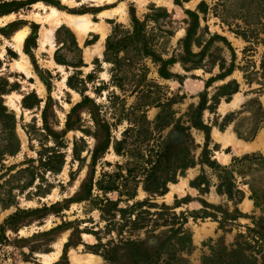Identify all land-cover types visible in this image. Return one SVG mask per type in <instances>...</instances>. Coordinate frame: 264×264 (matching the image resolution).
I'll return each mask as SVG.
<instances>
[{
  "label": "rangeland",
  "instance_id": "rangeland-1",
  "mask_svg": "<svg viewBox=\"0 0 264 264\" xmlns=\"http://www.w3.org/2000/svg\"><path fill=\"white\" fill-rule=\"evenodd\" d=\"M6 1L17 5L0 16V92L18 150L8 154L0 127V264H172L158 249L174 217L191 235L183 264H264V89L243 72L260 74L264 0ZM61 28L80 52L57 43ZM246 155L257 160L232 162ZM197 177L206 185L191 187ZM110 182L117 191L99 190ZM137 203L144 226L120 232Z\"/></svg>",
  "mask_w": 264,
  "mask_h": 264
},
{
  "label": "trees",
  "instance_id": "trees-1",
  "mask_svg": "<svg viewBox=\"0 0 264 264\" xmlns=\"http://www.w3.org/2000/svg\"><path fill=\"white\" fill-rule=\"evenodd\" d=\"M34 0H27L26 3L22 4V5H29V3H31ZM17 5V2L15 1H6V0H0V16L3 15H7L10 14L11 12L15 11L16 9H12L14 8V6ZM205 5L203 4V9L202 12H205ZM191 20L194 21V19H196V14L189 12L188 13ZM64 33L66 37H68L69 39H71L72 43L71 44H66L65 42H60L59 41V35ZM191 30H189L188 32V36H187V40L189 41L191 38ZM238 36H240L242 39L247 40V32L246 31H240L236 33ZM56 38H57V43L58 44H62V46L64 48H71V49H75L76 51L80 52V49L78 48V46L76 45L74 39H73V35L70 33L69 30L65 29V28H61L58 29L56 31ZM261 41L262 46L264 47V40H259V42ZM108 51H110V48H107ZM57 63H60V61L58 59H55ZM81 63V61L75 63H69L70 65H72V67H78L77 65H79ZM1 65V64H0ZM259 70H260V74L258 71H256L255 66L252 68V71H248V70H243L244 72V79L245 81H247V83L250 85L252 84V82H254L256 79L254 78L255 76L260 75V80H262L263 83H259L261 88L264 89V55L262 56V59L260 61L259 64ZM231 72V69H228L226 71L225 74L221 75L220 78H225L226 76H228ZM71 80H68V84L70 85ZM232 83L235 85V87H237V84L235 83V81H232ZM236 91V89H234V92ZM2 92V90H1ZM0 92V127H1V134L3 136V140L6 143V150H8V154L12 155L14 153L17 152L18 150V141L15 135V117L13 115V113L11 111H9L7 109L6 106H4L2 100H1V95L2 93ZM164 112V110H163ZM161 112V114L157 117V121L160 123L164 120V113ZM201 126V125H200ZM238 134V137L243 139L242 137H240V134ZM54 136V135H53ZM55 138H57L56 136H54ZM253 136L250 138L252 139ZM246 140L247 139H243ZM249 140V139H248ZM63 143L60 141L56 142V147H61L60 145H62ZM122 144V143H121ZM121 144H119L121 146ZM74 149L73 152H76V145H74ZM118 152V150H116ZM61 153L59 154H55V156H45L43 158V165L45 168L49 169V170H53L54 166L56 164L55 160L60 156ZM260 161L261 163L264 164V157H260ZM252 160H257V158H255L253 155H246L242 158H234L232 160V162L234 164L236 163H241L242 161H248L249 163H251ZM192 162L188 161V163L186 164H182L179 168L180 169H185L186 167H188ZM217 167V165H214ZM213 166V167H214ZM220 179V184L217 186V193L218 194H222L224 191L227 194L228 198L231 200L233 198V192H232V187L233 185L230 183V181L227 180V178L225 177H218ZM173 183L174 181L171 180ZM202 184H205V178L204 177H197L194 181H192L190 183L191 187L194 188H199ZM249 187H250V192H251V199L254 200L255 202V206L258 207L260 202V195H258V191L256 189H258V186L256 184V182L251 181L249 183H246ZM91 185V184H90ZM90 185H87V192L86 195L87 197L90 196ZM98 188L100 191L103 192H112V191H117V187H116V183L114 182H110L107 185H102V183H98ZM162 189V192L165 191V189H163V187H160ZM156 190H159L156 189ZM151 191V190H148ZM235 193L237 195H239L241 197L242 192L237 190L235 191ZM128 199L131 200L133 199V195L130 194L128 195ZM203 204L207 205L206 203L203 202ZM143 204L137 203L135 204L133 207L129 208V209H125L121 211L122 214V222L123 225H121L120 227V232L123 231L124 227L127 226V224L129 225V235H132L133 232L138 231L139 229H141L142 226H144L145 223V215L149 214L146 211L143 212H139L137 213V215L132 218V216L134 215V212L136 211L137 208L142 207ZM105 207V206H103ZM164 209H167L164 207ZM102 211V210H101ZM227 215V213H225ZM235 217H242V214L236 209L235 210ZM175 221H177L178 226L172 227L170 230V237H168L166 240H164L159 249H158V255L164 254V253H169V259L172 261V264H183L185 262V260L181 257V254L184 252H189L191 250L192 244H191V235L189 233V231L187 229H184L183 226L187 223V219H185L184 217L178 218V217H174ZM228 220H235V219H228ZM221 225H224V222H220ZM256 226L261 227L264 226V218H262L261 220H259L258 222L255 223ZM257 233V232H256ZM263 233H264V229H263ZM4 239V237H1L0 240ZM137 243H139L138 241H126L125 244L127 245H131V246H136V248H134V250H136L140 255L143 256V259L145 260V258H149L148 255H145V252H141L139 251V244L137 246ZM110 254L112 255H116L117 251L116 249H113V251L110 252ZM137 255L136 258L137 260L141 261L142 259H140V255ZM106 256V255H105ZM121 257V256H120ZM122 258V257H121ZM105 260L109 263V264H116L118 262L117 258H110L107 256V258L105 257ZM149 260V259H148ZM138 261V262H139ZM147 261V259H146ZM142 262V261H141ZM145 261H143L142 263H144Z\"/></svg>",
  "mask_w": 264,
  "mask_h": 264
},
{
  "label": "bare ground",
  "instance_id": "bare-ground-1",
  "mask_svg": "<svg viewBox=\"0 0 264 264\" xmlns=\"http://www.w3.org/2000/svg\"><path fill=\"white\" fill-rule=\"evenodd\" d=\"M77 21V20H76ZM74 28L76 29H83L85 28V25L82 22H75L72 19L68 21ZM23 37L22 36H17L16 40L21 43Z\"/></svg>",
  "mask_w": 264,
  "mask_h": 264
}]
</instances>
